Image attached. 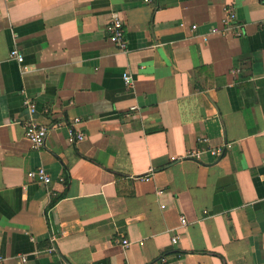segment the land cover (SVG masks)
<instances>
[{"label": "crops", "instance_id": "0c3cea01", "mask_svg": "<svg viewBox=\"0 0 264 264\" xmlns=\"http://www.w3.org/2000/svg\"><path fill=\"white\" fill-rule=\"evenodd\" d=\"M114 13L125 49L106 32ZM29 118L49 129L40 148ZM73 118L77 143L55 126ZM40 166L50 184L28 178ZM0 255L264 264V0H0Z\"/></svg>", "mask_w": 264, "mask_h": 264}, {"label": "built area", "instance_id": "2783aa9c", "mask_svg": "<svg viewBox=\"0 0 264 264\" xmlns=\"http://www.w3.org/2000/svg\"><path fill=\"white\" fill-rule=\"evenodd\" d=\"M235 20H236V13L234 12V10L230 7H226L225 16L223 18V24L225 27L224 31L230 30L231 28H233L235 25ZM192 28L196 29L197 25L194 24ZM106 32L108 34L109 39L112 42L119 45L123 49L126 48L125 25H124L122 18L117 13L113 14L111 22L106 27ZM217 32H220L218 28H215V27L212 28L211 33H217ZM205 40H207L206 37H205ZM10 58L17 60L20 64L24 62V54L16 48H13L10 51ZM123 79L128 86L133 85V78L131 74H129L128 72L123 73ZM25 104L27 105L30 111V114L35 112L36 104L32 100H26ZM80 121H81L80 118H73L70 121L57 122L55 126L57 127L65 126L69 133L70 142L77 143V142L84 140L85 138V133L77 127ZM48 132H49V129L46 125L37 122L33 118H29L28 120H26L24 124L25 138L28 140V142L33 148H40L45 145ZM207 140L208 139L205 137L198 138V142L200 144H204L205 142H207ZM229 146L230 144H225V146H222V147L211 148L205 145H199L197 147L189 149L184 157L194 158L197 160H201L206 154H210L214 157H219L225 152V149ZM173 159L175 160L176 158H173ZM27 176L30 179V181L43 183V184H50L53 180L51 173L43 166H40L36 169L28 171ZM144 177L147 178L148 176L146 175ZM60 180L64 181L65 178L62 176ZM159 192H161V190ZM180 221H181L182 226L187 224V219L185 218V216H181ZM180 238H181L180 234L178 233L172 234L171 244L175 249H179ZM123 244L125 246H128L129 241L125 239L123 240ZM52 250L53 248L49 249V251H52ZM2 260H3V257L0 255V262ZM26 261H27V258L23 256L21 258V264ZM100 264H104V263L100 262ZM157 264H170V262L167 256L163 255L158 260Z\"/></svg>", "mask_w": 264, "mask_h": 264}]
</instances>
